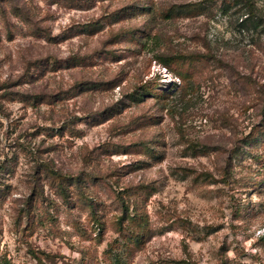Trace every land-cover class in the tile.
Here are the masks:
<instances>
[{
  "label": "rangeland",
  "instance_id": "1",
  "mask_svg": "<svg viewBox=\"0 0 264 264\" xmlns=\"http://www.w3.org/2000/svg\"><path fill=\"white\" fill-rule=\"evenodd\" d=\"M0 264H264V0H0Z\"/></svg>",
  "mask_w": 264,
  "mask_h": 264
},
{
  "label": "trees",
  "instance_id": "2",
  "mask_svg": "<svg viewBox=\"0 0 264 264\" xmlns=\"http://www.w3.org/2000/svg\"><path fill=\"white\" fill-rule=\"evenodd\" d=\"M164 66H167V64L165 63ZM176 92H177L176 88H173L172 90L165 91L164 94L157 95V97L159 98L164 97V99H168V98H171V96H173L174 94H176Z\"/></svg>",
  "mask_w": 264,
  "mask_h": 264
}]
</instances>
